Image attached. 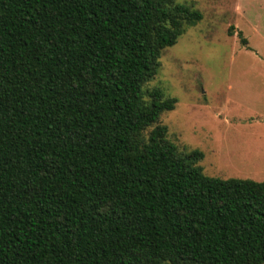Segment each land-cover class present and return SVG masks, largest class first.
Wrapping results in <instances>:
<instances>
[{
  "label": "trees",
  "instance_id": "1",
  "mask_svg": "<svg viewBox=\"0 0 264 264\" xmlns=\"http://www.w3.org/2000/svg\"><path fill=\"white\" fill-rule=\"evenodd\" d=\"M202 19L0 0V264H264V181L206 175L160 122L177 98L145 89Z\"/></svg>",
  "mask_w": 264,
  "mask_h": 264
},
{
  "label": "rangeland",
  "instance_id": "2",
  "mask_svg": "<svg viewBox=\"0 0 264 264\" xmlns=\"http://www.w3.org/2000/svg\"><path fill=\"white\" fill-rule=\"evenodd\" d=\"M175 1L203 19L164 50L145 86L178 100L160 122L180 148L204 152L206 175L264 181V158L249 150L264 135V0Z\"/></svg>",
  "mask_w": 264,
  "mask_h": 264
},
{
  "label": "crops",
  "instance_id": "3",
  "mask_svg": "<svg viewBox=\"0 0 264 264\" xmlns=\"http://www.w3.org/2000/svg\"><path fill=\"white\" fill-rule=\"evenodd\" d=\"M254 139L255 140L249 144V150H252L254 153L258 154V157L264 158V153L260 150L264 149V135H260L258 138Z\"/></svg>",
  "mask_w": 264,
  "mask_h": 264
}]
</instances>
